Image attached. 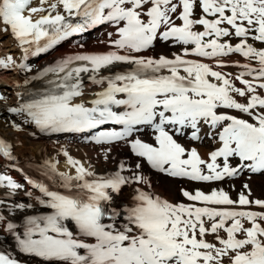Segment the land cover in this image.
I'll return each instance as SVG.
<instances>
[{
  "label": "snow or ice",
  "instance_id": "6c2138e0",
  "mask_svg": "<svg viewBox=\"0 0 264 264\" xmlns=\"http://www.w3.org/2000/svg\"><path fill=\"white\" fill-rule=\"evenodd\" d=\"M101 25L114 29L108 51L53 61L24 81L44 87L6 111L42 135L80 136L105 162L127 148L135 163L99 174L61 146L65 171L54 157L38 165L43 179L23 176L35 204L9 203L24 184L0 170V264H264V200L247 183L237 199L219 186L264 174V0H0V33L25 61ZM158 41L179 51L145 55ZM13 69L32 71L0 57V70ZM205 141L215 145L207 159L195 146ZM13 153L0 137V159L22 172ZM145 164L218 186L182 187L187 203H173L145 190Z\"/></svg>",
  "mask_w": 264,
  "mask_h": 264
},
{
  "label": "bare ground",
  "instance_id": "6f19581e",
  "mask_svg": "<svg viewBox=\"0 0 264 264\" xmlns=\"http://www.w3.org/2000/svg\"><path fill=\"white\" fill-rule=\"evenodd\" d=\"M177 22V21H176ZM100 27V26H99ZM98 28V27H97ZM109 29V30H108ZM114 32V29L109 26L105 29L101 35L98 34L96 36H92L90 32L84 33L82 36H77L70 38L68 42L72 46V44L76 45L77 41L86 42L87 45L89 44H99L98 40L104 43L101 46V51L104 52L109 50L108 44V33ZM100 37V38H99ZM112 39H116L117 37L113 35ZM106 42V43H105ZM8 46L12 48V51L9 49H5L4 47ZM97 46V45H96ZM179 48L175 47H168L165 44L160 43L159 41L156 44V47L153 51L145 53V55H156L159 56L160 54L171 55L173 52H178ZM13 55L14 59L17 63H27L32 67L31 72H23L18 69L13 70H0V85L1 90L7 97V100L1 102L0 106V136L2 138L7 139L10 143L14 145V154L17 156L18 159L23 160L26 163H30L32 167H38V165L42 164L45 160H51L52 158H56L59 161L58 168L61 171L66 170V166L64 163L65 158L60 155H57L58 150L61 146L67 147L70 151V154L80 159L82 163H86L90 161L94 164L96 171L99 174H106L108 171L115 170L117 168V164L120 160H125L128 165H133L135 163V158L131 156L130 152L127 148L124 147H116L113 150L112 158L105 162L101 156L98 155L99 149L97 146L87 144L83 142L82 138L78 135H56L55 137H47L45 135L40 134L30 125H23L19 118L12 116L10 113L6 111V109L10 106H16L17 104V93L25 92L31 88L32 90H39L44 87L43 81H34L26 86H24V81L27 77H31L38 73V71L42 70L44 67L52 63L53 61L59 59L52 56L44 57V54L41 57H44L37 63L34 59H29L27 61L23 60V53L22 51L16 46L13 39L6 34L0 33V57L5 55ZM48 54V53H47ZM228 71H235L234 68L228 69ZM11 73V75H7ZM12 82V84H9ZM9 86V87H8ZM23 86V87H21ZM94 90V86L88 85V98L90 99L92 96V91ZM98 90V89H95ZM7 121V122H6ZM15 121L18 124H21V127L24 128L23 132H16L11 128V122ZM36 132V135L33 136L31 133ZM147 138V137H145ZM182 144L188 146L189 141L185 139H181L180 141ZM198 150L200 151L203 158L207 159V152L215 147L210 141H205L204 144H197L195 145ZM87 166V163H86ZM6 172L9 176H11L14 180L19 183L24 184V189L19 191L15 197L12 198L9 203L12 202H19V203H33L35 204V197L39 195L37 191H34L23 179V174L14 172L9 170L8 167H4L0 169ZM144 175L149 178L151 183V188L149 189L147 185L144 186L145 190L154 192L155 194L168 199L169 201L176 203V202H185V198L181 195L180 189L183 187L189 191H193L196 188L191 186L192 184L197 183H188L186 181L177 180L174 178H170L165 176L164 174L157 173L154 170L150 169L149 166L145 164L143 169ZM29 174H32L29 171ZM261 175V174H252V173H245L240 177L238 183L242 180L247 179L251 183L253 181V177ZM201 186L205 184H200ZM219 186L223 187L225 190L229 189V183L225 182L220 184ZM125 193L123 192L122 199L127 202L131 198L132 189L125 188ZM27 192H32V197L26 195ZM206 192V191H205ZM207 193V192H206ZM125 194V195H124ZM231 196V195H230ZM232 197V196H231ZM0 198H3V190H0ZM36 207H39L36 205ZM5 214H7L6 209H2ZM31 211V210H30ZM17 216H22V213H17ZM26 261V264H38L37 259H29L27 257H22Z\"/></svg>",
  "mask_w": 264,
  "mask_h": 264
},
{
  "label": "rangeland",
  "instance_id": "374dc122",
  "mask_svg": "<svg viewBox=\"0 0 264 264\" xmlns=\"http://www.w3.org/2000/svg\"><path fill=\"white\" fill-rule=\"evenodd\" d=\"M200 15H201L200 9L197 8L196 17L198 18ZM177 23L179 24L180 21L177 20ZM108 27H109V25H101L100 27H98L96 29H93V30H91L89 32L92 34V36H96V38H97L98 34L101 35L103 32H105V29H107ZM100 40H102V39H100ZM100 40H98L99 44H96L97 46L94 45V44L87 45L86 42L77 41L80 44L84 45L83 48H80L78 46L77 42H76V45L72 44V46H71L69 44L70 42L65 41L60 46H58L56 49H54V50L50 51L48 54H46L44 57L52 56V57H55V58H60L61 56H64L66 54L70 55V54H74L76 52H82V51H84V52H96V51L100 52L102 50L101 46L104 43V41L102 43ZM236 42H237L236 40L232 41L233 44H235ZM256 46L257 47H261V45H259V44H257ZM4 48L8 50L10 47L5 46ZM9 51H12V48H10ZM103 52H104V50H103ZM43 55H40L39 57L34 58V61L37 63L38 61H40L41 59L44 58V57H41ZM234 59H239V57H235ZM9 74L11 75V73H8L7 75H9ZM9 84H12V82H9ZM1 85H2V83H1ZM1 85H0V88H2ZM20 161H21L22 164L26 163L23 160H20ZM27 164H30V163H27ZM239 179L231 181V185H233L234 187L230 186L229 189L226 190V191L229 192V194L232 196L233 199H237L238 193H240L242 190L245 191V194H247V190H244L242 188L243 184L247 183L250 186L251 193H252V198H259V199L264 200V174L257 175L255 177H253V181L252 182H254V183H251L247 179H244L240 183H238ZM191 186H194L196 189L199 188V189H202L203 191L209 192L213 187H216L218 185L217 184H205V185L201 186L200 184H194V185L192 184ZM124 193H125V191H124Z\"/></svg>",
  "mask_w": 264,
  "mask_h": 264
},
{
  "label": "trees",
  "instance_id": "16d2710c",
  "mask_svg": "<svg viewBox=\"0 0 264 264\" xmlns=\"http://www.w3.org/2000/svg\"><path fill=\"white\" fill-rule=\"evenodd\" d=\"M38 179H43L40 174L37 172V176H36Z\"/></svg>",
  "mask_w": 264,
  "mask_h": 264
}]
</instances>
